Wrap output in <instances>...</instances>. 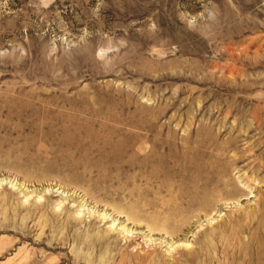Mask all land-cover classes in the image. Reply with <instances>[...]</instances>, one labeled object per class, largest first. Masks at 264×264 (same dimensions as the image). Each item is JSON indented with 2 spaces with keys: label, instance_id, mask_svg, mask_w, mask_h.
Segmentation results:
<instances>
[{
  "label": "rangeland",
  "instance_id": "374dc122",
  "mask_svg": "<svg viewBox=\"0 0 264 264\" xmlns=\"http://www.w3.org/2000/svg\"><path fill=\"white\" fill-rule=\"evenodd\" d=\"M0 264H264V0H0Z\"/></svg>",
  "mask_w": 264,
  "mask_h": 264
}]
</instances>
